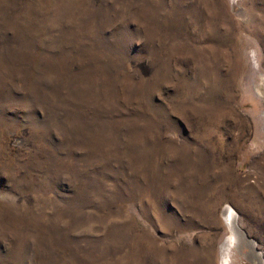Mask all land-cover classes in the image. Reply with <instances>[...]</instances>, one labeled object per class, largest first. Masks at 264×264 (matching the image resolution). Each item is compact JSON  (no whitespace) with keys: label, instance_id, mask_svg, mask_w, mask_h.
Listing matches in <instances>:
<instances>
[{"label":"rangeland","instance_id":"1","mask_svg":"<svg viewBox=\"0 0 264 264\" xmlns=\"http://www.w3.org/2000/svg\"><path fill=\"white\" fill-rule=\"evenodd\" d=\"M263 79L264 0H0V264L264 252Z\"/></svg>","mask_w":264,"mask_h":264},{"label":"bare ground","instance_id":"2","mask_svg":"<svg viewBox=\"0 0 264 264\" xmlns=\"http://www.w3.org/2000/svg\"><path fill=\"white\" fill-rule=\"evenodd\" d=\"M256 87L261 98L264 100V79ZM225 219L230 234L226 244L223 246V264H239L242 257L250 259L252 256L260 261V264H264V252L256 250L254 241L242 229L238 214L233 209L227 208Z\"/></svg>","mask_w":264,"mask_h":264}]
</instances>
